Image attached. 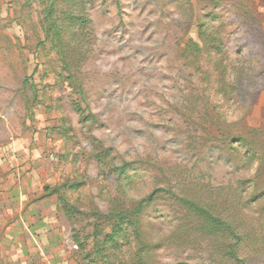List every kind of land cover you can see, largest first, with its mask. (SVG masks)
<instances>
[{
	"label": "rangeland",
	"instance_id": "1",
	"mask_svg": "<svg viewBox=\"0 0 264 264\" xmlns=\"http://www.w3.org/2000/svg\"><path fill=\"white\" fill-rule=\"evenodd\" d=\"M56 188L78 264H239L182 199L264 264V0H0V207Z\"/></svg>",
	"mask_w": 264,
	"mask_h": 264
},
{
	"label": "crops",
	"instance_id": "2",
	"mask_svg": "<svg viewBox=\"0 0 264 264\" xmlns=\"http://www.w3.org/2000/svg\"><path fill=\"white\" fill-rule=\"evenodd\" d=\"M10 196L15 204L0 207L7 218L0 222V264H78L68 251L55 195L37 204L28 193Z\"/></svg>",
	"mask_w": 264,
	"mask_h": 264
},
{
	"label": "trees",
	"instance_id": "3",
	"mask_svg": "<svg viewBox=\"0 0 264 264\" xmlns=\"http://www.w3.org/2000/svg\"><path fill=\"white\" fill-rule=\"evenodd\" d=\"M52 10L53 7H50L47 10V17H49L50 19H52ZM54 25V22L51 23ZM127 170V165H124L122 167H120V172L123 173ZM59 188L53 189V190H48L46 189V191L48 192V194L44 195V196H50V195H56L59 192ZM183 202H185L192 210H195L196 212H198L199 214L203 215L204 217H206V220L208 222H210L213 226L214 229L217 232V235H224L225 233H229L232 236L233 242L231 243V245L228 247L227 250V256H229L231 259L237 261L239 264H246V260L240 257V253L243 249V237L241 235V233L238 231V229L233 226L231 223H229L228 221H226L225 219H223L222 217H220L217 214H214L211 209H208L207 207L200 205L198 203H195L193 201H190L188 199H182ZM151 201V196L149 198L146 199L145 202H150ZM142 207H143V203H141L139 205V207H137V209L135 210V214L139 215L142 212ZM133 213V214H134ZM230 236V235H229Z\"/></svg>",
	"mask_w": 264,
	"mask_h": 264
}]
</instances>
